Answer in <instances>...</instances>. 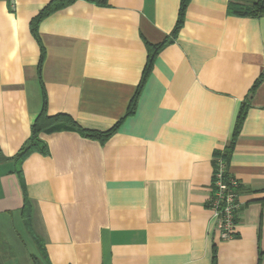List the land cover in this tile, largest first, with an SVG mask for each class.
<instances>
[{"label":"crops","instance_id":"0c3cea01","mask_svg":"<svg viewBox=\"0 0 264 264\" xmlns=\"http://www.w3.org/2000/svg\"><path fill=\"white\" fill-rule=\"evenodd\" d=\"M48 1L0 0L4 156L28 138L40 110V51L29 23ZM179 3L75 0L43 18L47 112L67 113L89 129L113 126L140 80L145 41L170 33ZM227 3L190 0L134 112L104 143L70 129L39 134L47 153L32 152L20 164L29 226L20 216L16 165L0 161V225L19 218L42 264H264V79L227 163L240 203L230 238H220L207 205L214 151L230 143L239 106L264 72V15H230Z\"/></svg>","mask_w":264,"mask_h":264},{"label":"trees","instance_id":"16d2710c","mask_svg":"<svg viewBox=\"0 0 264 264\" xmlns=\"http://www.w3.org/2000/svg\"><path fill=\"white\" fill-rule=\"evenodd\" d=\"M75 0H49L38 12L36 15H34L29 23V30L36 40V42L39 45V59L36 66V75L38 84L40 87V95H41V106L40 110L33 121V123L30 125V133L28 138L21 144L19 149L12 155V156H4L0 151V161H7L11 160L16 165L14 171L18 177L20 187L23 194V204L20 208V216L22 218V221L26 226L30 225V218H31V205L30 201L27 197L23 176H22V170L20 167V164L22 161L32 152H40L43 154L47 153V146L46 143L40 139L39 134L41 132H52V131H58L63 129H70L73 131L78 132L80 135L86 138L90 139H96L100 141L101 143H104L117 129V126L119 122L122 121V119L128 115H131L136 106V101L138 98V95L143 87V84L148 76V74L151 71L153 62L155 60V57L160 52V50L167 44L173 42L180 30V28L183 25L185 13L187 6L190 2V0H180L179 8L177 12L176 21L174 23V26L170 33H168L162 40L158 42H149L145 41V47H146V62L144 64V68L141 73L140 80L138 82V85L136 87V90L131 97L129 104L127 106L126 112L124 115L116 122L113 126H111L108 129L105 130H98V129H89L86 127L81 126L67 113L58 112L55 114H49L47 112V95L44 88V83L42 81V65L45 58V48L42 44L38 32V25L41 22V20L53 12L62 9L66 7L67 5L73 3ZM87 2H90L97 6H106L108 4V0H84ZM227 13L230 15H236V16H249V17H259L264 15V0H228L227 3ZM264 79V72H261L260 75L257 77V79L254 81L252 86L250 87L248 93L246 94L244 100L239 106L236 121L233 129V135L230 143L225 146L222 150H216L214 151V164L216 166V161L218 159L222 160L224 163L225 169L223 173V179L224 182H228L229 175L227 173V163L229 161L230 155L233 150L235 137L238 134L240 125L242 123V120L244 119V116L246 114V109L248 106V102L254 92V90L257 88V86L262 82ZM212 187V195L215 191V187L213 185V178L211 182ZM210 205V204H207ZM36 241L39 243V239L37 238ZM39 246H42L41 241ZM40 253L44 254L42 251V248H40ZM31 259L34 264H42L40 259L36 257L35 255H31Z\"/></svg>","mask_w":264,"mask_h":264},{"label":"built area","instance_id":"2783aa9c","mask_svg":"<svg viewBox=\"0 0 264 264\" xmlns=\"http://www.w3.org/2000/svg\"><path fill=\"white\" fill-rule=\"evenodd\" d=\"M224 163L218 159L213 174V185L215 191L210 199V209L216 217V225L221 239L231 237L235 223L234 219L240 203L237 199V181L231 177L228 182H224Z\"/></svg>","mask_w":264,"mask_h":264},{"label":"rangeland","instance_id":"374dc122","mask_svg":"<svg viewBox=\"0 0 264 264\" xmlns=\"http://www.w3.org/2000/svg\"><path fill=\"white\" fill-rule=\"evenodd\" d=\"M32 254H39L37 246L24 231L19 218L0 225V264H32L29 259Z\"/></svg>","mask_w":264,"mask_h":264}]
</instances>
